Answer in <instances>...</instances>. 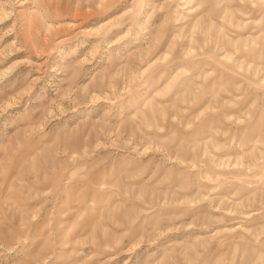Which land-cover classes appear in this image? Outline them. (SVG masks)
I'll return each instance as SVG.
<instances>
[{
	"label": "rangeland",
	"instance_id": "374dc122",
	"mask_svg": "<svg viewBox=\"0 0 264 264\" xmlns=\"http://www.w3.org/2000/svg\"><path fill=\"white\" fill-rule=\"evenodd\" d=\"M0 264H264V0H0Z\"/></svg>",
	"mask_w": 264,
	"mask_h": 264
}]
</instances>
